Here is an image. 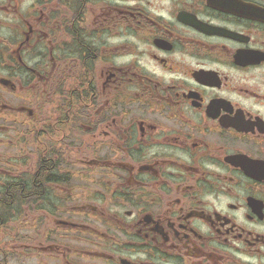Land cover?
I'll return each mask as SVG.
<instances>
[{"label":"flooded vegetation","instance_id":"obj_1","mask_svg":"<svg viewBox=\"0 0 264 264\" xmlns=\"http://www.w3.org/2000/svg\"><path fill=\"white\" fill-rule=\"evenodd\" d=\"M0 264H264V0H0Z\"/></svg>","mask_w":264,"mask_h":264}]
</instances>
